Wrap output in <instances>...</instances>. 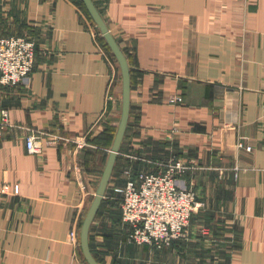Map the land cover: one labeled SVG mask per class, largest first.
Wrapping results in <instances>:
<instances>
[{
  "label": "crops",
  "instance_id": "crops-1",
  "mask_svg": "<svg viewBox=\"0 0 264 264\" xmlns=\"http://www.w3.org/2000/svg\"><path fill=\"white\" fill-rule=\"evenodd\" d=\"M77 1L0 0V37L37 44L32 73L0 84V118L10 114L0 137V191L10 187L0 194V264H88L81 228L119 128L123 80ZM94 3L127 58L131 107L90 229L92 255L99 264H264V0ZM34 132L47 143L42 155L27 149ZM55 136H86L90 147L48 144ZM173 158L192 164L178 185L204 206L171 248L130 244L114 187Z\"/></svg>",
  "mask_w": 264,
  "mask_h": 264
},
{
  "label": "built area",
  "instance_id": "built-area-1",
  "mask_svg": "<svg viewBox=\"0 0 264 264\" xmlns=\"http://www.w3.org/2000/svg\"><path fill=\"white\" fill-rule=\"evenodd\" d=\"M88 16V15H87ZM89 27H93L96 37L100 32L90 16ZM37 44L29 36L10 35L0 37V84L15 86L33 71L36 62ZM113 81L109 84V92ZM180 96H173L170 102L180 103ZM10 125V114L3 110L0 118V137L3 130ZM43 133H32L26 139L29 153L42 155L46 144ZM71 141L77 150L90 147L86 136L72 140L65 137H53L48 144H59ZM241 146V145H240ZM249 150H251L249 148ZM159 172L141 171L137 177H128L124 186H115L114 191L121 196L122 221L129 227L128 242L135 245H151L155 249L171 248L174 243L181 241L188 232L193 214L204 206L193 189L181 188L178 179L185 175L192 164L182 159L173 158ZM9 186L0 191L7 193ZM81 190L85 186L81 185ZM74 243L79 242L78 232L70 234Z\"/></svg>",
  "mask_w": 264,
  "mask_h": 264
},
{
  "label": "water",
  "instance_id": "water-1",
  "mask_svg": "<svg viewBox=\"0 0 264 264\" xmlns=\"http://www.w3.org/2000/svg\"><path fill=\"white\" fill-rule=\"evenodd\" d=\"M85 8L87 9L91 19L94 21L96 27L98 28L100 34L107 42L108 46L112 50L114 56L120 64L122 70V80H123V107H122V116L119 123V128L117 135L113 144L112 149L110 150V155L102 175L100 184L97 188L94 200L91 204L90 209L88 210L81 228L80 243L81 249L84 253L85 259L88 264H99L98 261L92 255L90 249V229L92 223L99 211L101 203L105 198V194L112 176L113 168L117 159L118 154L120 153V147L126 132L130 107H131V71L128 65L127 58L117 42L115 36L111 32L108 24L106 23L104 17L96 7L94 0H82Z\"/></svg>",
  "mask_w": 264,
  "mask_h": 264
},
{
  "label": "trees",
  "instance_id": "trees-1",
  "mask_svg": "<svg viewBox=\"0 0 264 264\" xmlns=\"http://www.w3.org/2000/svg\"><path fill=\"white\" fill-rule=\"evenodd\" d=\"M77 3L79 4V6L81 8H85V5L83 4L82 0H78ZM101 12V11H100ZM102 13V12H101ZM120 196V195H119ZM120 200H121V196H120ZM121 203V201H120ZM124 224V223H123ZM124 226L127 228V230H129V227L127 225L124 224Z\"/></svg>",
  "mask_w": 264,
  "mask_h": 264
}]
</instances>
